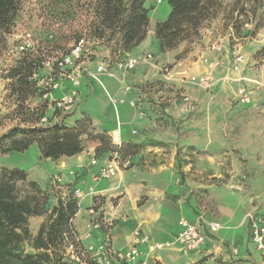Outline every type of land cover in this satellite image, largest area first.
Segmentation results:
<instances>
[{"label":"rangeland","instance_id":"obj_1","mask_svg":"<svg viewBox=\"0 0 264 264\" xmlns=\"http://www.w3.org/2000/svg\"><path fill=\"white\" fill-rule=\"evenodd\" d=\"M21 1L11 32L0 42V137L15 127L29 129L41 127L48 122L43 121L44 116L37 118L45 111L44 100L29 96L24 101V96L16 88L14 91L13 81L8 77V69L16 63L20 55L26 53L20 52L19 48L23 36L31 38L35 43L37 51L32 54L36 57L40 53L63 55L71 50L77 39L84 38L90 50V59L104 60L113 65L117 59L129 54L141 63L143 60L153 63H140L133 73L150 75L136 85L139 98L133 100L134 105L129 99L130 94L127 95L128 99H121L118 95L109 93L110 90L120 87L123 96L124 88L131 86L130 76L126 77L124 84L102 77L99 82L88 84L82 78V86L79 88L82 93L77 96L80 101L78 112L70 116L69 121L72 124L75 118L81 116V112L82 115L90 114L93 118L83 128L80 127L84 150L99 143L96 137L98 134L108 135L102 130V124L109 125L116 119L124 122L126 118H132L133 113L136 119L138 116H149L162 120L159 127L168 126L167 117H201L205 123L202 128L208 135L205 138L208 146L210 149L219 150L218 157L223 160L228 173L235 178L236 186L245 190L250 199V207L264 215V0H215L208 16L202 21L198 35L183 41L176 49L168 52L160 49L154 28L158 22L167 19L171 5L167 0L160 3L148 0V7L154 5L149 11V33L142 43L127 53L121 52L118 38L108 40L107 37L97 38L93 35L90 23L93 18L91 3L94 0ZM245 23L250 26L246 27ZM215 43L221 44L222 50L218 51L221 52L220 55L212 49ZM235 50L240 51L244 57L241 65L234 62ZM177 55L181 57L176 59ZM214 62L219 63V68L209 69V64ZM207 67L210 73L199 74L200 70ZM133 74L131 72L130 75ZM193 75L206 77L209 85L199 87L188 82L189 76ZM119 77L123 78L122 72ZM216 80L219 84L214 88L213 83ZM63 87L65 88L62 85L61 88ZM196 87L205 92L197 95ZM59 90L53 91L50 97L58 98ZM242 91L249 96L248 102L242 101ZM114 97L117 103L114 102ZM138 102L145 103L143 111H136ZM45 109L48 116L53 108L47 106ZM93 120L98 127L93 125ZM137 132L135 131L136 134ZM8 143L10 142L6 141L4 145ZM112 146L105 143L98 154L115 152L116 149ZM193 147L189 145L187 148L191 150ZM118 155L121 161L119 171L129 168V155L120 151ZM74 159L68 161L69 167L66 169L57 167L55 160L41 156L35 141L23 152H0V170L13 167L24 169L28 180L35 181L44 190V197L53 205L59 197L72 195L73 184L67 183L65 186L64 183L74 179L69 175L70 170L80 172ZM126 162H129L128 166L124 165ZM56 177H61L63 184L55 183ZM80 178L86 180V177ZM77 186L83 193L89 192L87 182H78ZM18 187L24 192L31 191L26 183H18ZM85 199L79 202L77 228H81L80 222L89 225L91 220L90 200ZM95 203L96 208L101 207L102 203ZM248 212L245 213V221ZM76 216L73 219L74 224ZM47 218L48 214L31 217V229L35 231ZM237 246L241 249L240 254H244L245 245L237 243ZM250 252L253 259L246 264H264L262 252L256 245H252V250L250 247ZM163 254L167 256L164 257L166 264H221L212 255L192 250ZM227 261L230 262V259Z\"/></svg>","mask_w":264,"mask_h":264},{"label":"crops","instance_id":"obj_2","mask_svg":"<svg viewBox=\"0 0 264 264\" xmlns=\"http://www.w3.org/2000/svg\"><path fill=\"white\" fill-rule=\"evenodd\" d=\"M220 53L216 52L218 55ZM99 61L104 60L87 58L85 65L95 71ZM142 62L141 64H153L148 60ZM214 63L209 64V69L219 68V65L214 66ZM242 63L235 62L237 65ZM208 67L200 70L199 74L210 73ZM109 68L119 76L121 71L116 68L115 62ZM135 70L131 71L132 74ZM131 72L127 75L130 76V90L124 88L123 96L120 87L110 90L109 93L118 95L117 97L121 99L123 97L128 99L127 95L130 94L131 101L139 98L136 85L150 75L149 73L130 75ZM101 77L117 81L112 76ZM101 77L97 80L85 75L83 79L91 84L93 81L99 82ZM218 84L216 80L213 87ZM63 86L65 88L58 89L60 96L71 89L69 82H64ZM79 88L78 97L82 93ZM196 88L197 95L205 92L202 88ZM105 94L107 95L106 92ZM113 99L114 102L117 101L115 97ZM121 103L125 104V102ZM79 104L80 101L77 99L74 106L77 112ZM144 105L145 103L140 102L136 111H143ZM134 116L133 113L132 118H126L124 122L116 119L109 125L102 124L104 128L99 126L107 132L110 144L116 149L115 152L120 151L129 155L131 159L129 168L119 171L110 178H99V171L115 152L96 154L98 143L90 145L88 149L74 156H64L55 160L57 167L66 169L69 167L68 161L75 158V165L80 167V172L70 170L69 175L74 179L65 182L64 185L72 183L75 189H80L77 183L87 182V187L93 190V194L84 199L90 200L89 212L94 208L96 213H90V223L98 221L100 226L90 229V223L87 225L80 222L81 228H77L79 209L77 216L75 215V224L73 220L75 231L81 237L83 247L96 248L103 241L109 240L114 250L128 251L134 246V232L139 230L142 235L148 237V241L136 245L139 255L135 263L141 264L146 261L147 264H153L159 261L166 264L164 257L167 256L163 254L164 252L186 250L176 247L178 245L176 239L183 230L180 219L194 222L202 215L206 222H218L220 228L214 231L203 223L205 242L200 246L201 248L192 251L212 255L221 264H246L253 259L250 247L252 250V245L255 244L244 216L247 211H253L257 215L260 213L256 208L250 207V199L246 196L245 190L236 186L235 178L228 173L223 160L218 157L219 150L210 149L208 146V142L205 141L208 135L202 128L205 124L203 118L167 117L168 126L159 127L162 120L149 116H138L136 119ZM93 125L96 126L94 120ZM135 131H138L137 134ZM189 145L194 146L193 149H188ZM93 160L96 161L95 164L92 163ZM80 177H86V180ZM96 201L102 203L101 207H95ZM89 230L91 235L87 237ZM36 231L37 229L33 233ZM156 243H162L164 247L151 250ZM237 243L245 245L244 254H240L241 249L238 248ZM228 259L230 262L227 261Z\"/></svg>","mask_w":264,"mask_h":264},{"label":"trees","instance_id":"obj_3","mask_svg":"<svg viewBox=\"0 0 264 264\" xmlns=\"http://www.w3.org/2000/svg\"><path fill=\"white\" fill-rule=\"evenodd\" d=\"M147 1L94 0L91 3L93 18L90 23L93 35L97 38L107 37L108 40L118 38L121 52H130L148 35L149 11L154 5L148 7ZM167 1L171 5V11L167 19L158 22L154 28V35L163 52L174 50L183 41L198 35L202 21L215 3V0ZM21 2L0 0V42L11 32ZM180 57L181 55H177L176 59ZM41 61L39 55L36 57L35 54L26 52L8 69L14 91L16 88L24 96V101L29 96L43 99L44 89L38 87L32 79L35 71H39L41 75L46 72ZM43 100L45 111L37 118L47 117L48 122L41 127L11 129L0 137V152H23L35 141L41 156L52 160L83 152L81 128L90 122L91 116L81 115L71 124L69 117L77 112L76 109L70 112L52 109L47 116L45 107L49 106V101ZM96 137L99 141L96 146L98 154L110 140L105 134H98ZM6 141L10 143L4 145ZM18 183L28 184L31 191L20 190ZM74 190L73 186L72 195L59 197L56 204L50 205L49 200L44 197V190L35 181L28 180L24 169H1L0 264H79L68 253V246L75 239L73 219L79 209ZM44 214H48V218L33 233L30 227L31 217ZM153 264L162 263L155 261Z\"/></svg>","mask_w":264,"mask_h":264},{"label":"built area","instance_id":"obj_4","mask_svg":"<svg viewBox=\"0 0 264 264\" xmlns=\"http://www.w3.org/2000/svg\"><path fill=\"white\" fill-rule=\"evenodd\" d=\"M160 3L162 0H154ZM246 27H249V23H245ZM20 52H31L37 51V47L33 40L27 36H23V41L20 45ZM214 51H221V44L215 43L212 47ZM89 48L86 46L84 38H80L73 45L71 50L60 56H50L45 53H40L42 59L41 65L45 69V73L41 75L39 71H35L32 75V79L36 81L38 87L44 89L42 98L49 101V106L60 112H70L74 109L77 101L78 88L82 84V78L86 75L90 78L97 79L103 75L112 76L117 79L121 84L125 83L128 73L134 70L141 61L131 55H125L116 60L115 65L118 70L123 74V78L110 70V64L105 61H99L96 66V70H91L87 65H85V60L88 58ZM234 61L236 63H242L244 61L243 55L235 50L233 52ZM218 62L215 63L218 66ZM64 82H69L71 89L68 93H64L58 98L50 97L53 91L58 90L62 87ZM188 82L195 84L199 87H207L208 79L201 76H189ZM125 89L130 90V86H126ZM242 101L248 102L249 96L244 94L242 91ZM134 105V102H131ZM43 121H47V117H43ZM120 157L118 152H115L109 159L107 164L101 168L98 173L99 178H110L115 175L120 169ZM92 163H96L95 160ZM129 165V162L124 164ZM54 182L60 184L62 182L61 177L54 178ZM92 188L89 192L83 193L80 189L74 190V196L78 200V205L81 199L88 195H92ZM91 214H96L94 208L90 209ZM246 222L250 228V234L253 243L256 248L262 252L264 257V215H257L253 211H249L246 215ZM203 223H206L208 227L212 230H217L220 228L218 222H206L202 215H200L194 222H190L184 218L180 219V224L183 230L179 233L176 243L183 249L186 250H196L205 242V234L202 231ZM90 229L98 228L99 222L95 221L90 223ZM91 235V230L88 231L87 237ZM74 242H70L68 246V253L71 258L74 259L79 264H136L135 260L139 255V251L136 248L137 244L146 243L148 237L142 235L139 230L134 232V246L128 251H116L112 248L109 240L103 241L96 248L93 246L83 247L81 244V237L75 232ZM164 244L156 243L151 247V250L156 248H162ZM236 252V251H235ZM141 264H147L143 262Z\"/></svg>","mask_w":264,"mask_h":264}]
</instances>
